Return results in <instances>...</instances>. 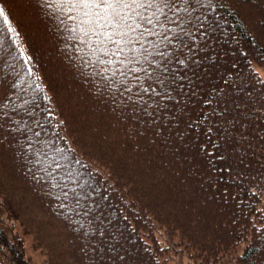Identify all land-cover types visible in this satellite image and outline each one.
<instances>
[{"label": "trees", "instance_id": "16d2710c", "mask_svg": "<svg viewBox=\"0 0 264 264\" xmlns=\"http://www.w3.org/2000/svg\"><path fill=\"white\" fill-rule=\"evenodd\" d=\"M177 4L183 87L142 92L51 0H0V264L23 232L44 264H264V0Z\"/></svg>", "mask_w": 264, "mask_h": 264}, {"label": "snow or ice", "instance_id": "6c2138e0", "mask_svg": "<svg viewBox=\"0 0 264 264\" xmlns=\"http://www.w3.org/2000/svg\"><path fill=\"white\" fill-rule=\"evenodd\" d=\"M183 2L187 5L189 0ZM51 3L62 13L61 23L71 38L78 41L79 51L102 67L100 74L105 79L115 82L119 75L122 78L119 83H123L130 76L138 87L143 77L150 83L142 92L150 91L152 82L160 83L164 92L169 84L183 87L177 85V76L166 67L174 55L170 49L187 46L184 43L187 33L182 27L185 21L178 16L181 9L177 0H51ZM184 11H188L187 7ZM3 15L0 9V16ZM4 22L7 23L6 16ZM196 64L198 61L193 60L189 68L192 75L196 74ZM109 72L110 76L105 75ZM179 79H188L187 72Z\"/></svg>", "mask_w": 264, "mask_h": 264}, {"label": "rangeland", "instance_id": "374dc122", "mask_svg": "<svg viewBox=\"0 0 264 264\" xmlns=\"http://www.w3.org/2000/svg\"><path fill=\"white\" fill-rule=\"evenodd\" d=\"M252 67L257 71L261 79L264 80V66L259 65L258 63L252 61ZM0 215H3V216L6 215V211L5 209H3L2 206H0ZM12 224L14 226L16 225L18 230L21 231V227H20L21 222L14 220ZM22 236H23V241L25 244L26 255H28L30 258V264H44L45 262L44 254L38 248L34 247L32 243L33 242L32 236L24 232Z\"/></svg>", "mask_w": 264, "mask_h": 264}]
</instances>
